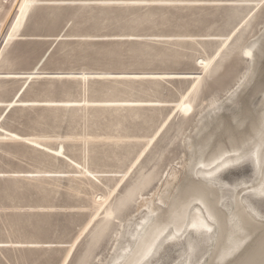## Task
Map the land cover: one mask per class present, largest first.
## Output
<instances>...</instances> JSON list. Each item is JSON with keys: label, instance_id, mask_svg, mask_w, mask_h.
I'll use <instances>...</instances> for the list:
<instances>
[{"label": "rangeland", "instance_id": "1", "mask_svg": "<svg viewBox=\"0 0 264 264\" xmlns=\"http://www.w3.org/2000/svg\"><path fill=\"white\" fill-rule=\"evenodd\" d=\"M263 31L264 0H0V264H107ZM232 164L224 182L252 178ZM183 242L152 264H181Z\"/></svg>", "mask_w": 264, "mask_h": 264}, {"label": "bare ground", "instance_id": "2", "mask_svg": "<svg viewBox=\"0 0 264 264\" xmlns=\"http://www.w3.org/2000/svg\"><path fill=\"white\" fill-rule=\"evenodd\" d=\"M246 54L249 75L223 100L212 101L194 124L184 141V163L172 168L150 197L136 194L145 210L123 224L107 264H152L165 243L182 240L181 264H194L193 234L207 245L201 264H264V216L251 201L264 196V99L255 111L251 107L264 89V31ZM232 108L237 111L227 114ZM197 158L203 168L192 172ZM241 161L254 168L250 180L230 185L219 177L223 167Z\"/></svg>", "mask_w": 264, "mask_h": 264}]
</instances>
